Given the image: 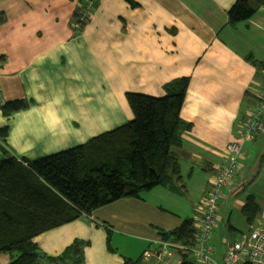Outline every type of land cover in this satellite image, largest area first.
<instances>
[{"label":"crops","instance_id":"1","mask_svg":"<svg viewBox=\"0 0 264 264\" xmlns=\"http://www.w3.org/2000/svg\"><path fill=\"white\" fill-rule=\"evenodd\" d=\"M87 1L0 0V108L26 104L8 117L0 110V129H7L0 159L2 147L17 161L32 162L83 145L132 119L126 93L159 98L170 81L187 77L180 119L189 127L171 151L196 204L182 215L172 208L181 195L156 187L34 238L48 256L79 240L87 243L82 264H123L135 259L111 248L115 228L142 238L141 255L158 236L150 229L167 232L196 216L226 145L264 91V6L230 25L226 12L235 0H132L133 7L126 0H95L84 19ZM260 122L263 130L242 145L234 181L218 204L209 240L217 260L243 233L230 221L242 215L247 196L258 205L252 224L264 219V115ZM10 259L0 254V264Z\"/></svg>","mask_w":264,"mask_h":264},{"label":"trees","instance_id":"2","mask_svg":"<svg viewBox=\"0 0 264 264\" xmlns=\"http://www.w3.org/2000/svg\"><path fill=\"white\" fill-rule=\"evenodd\" d=\"M135 6L132 0H126ZM264 0H235L227 10L230 25L248 20ZM189 79L182 77L165 86L159 98L126 93L132 114L126 124L83 145L29 162H18L5 147L0 159V254L8 264H82L87 243L74 240L58 256L42 254L34 242L40 234L71 223L121 199H136L141 192L164 187L185 194L178 159L171 151L179 144V131L189 124L180 119ZM26 107L21 100L4 103V117ZM7 129H0L5 142ZM241 213L251 225L258 205L249 195ZM109 238V231H107ZM183 245L194 242L192 220L157 234ZM107 249L113 252L107 241ZM123 264H143L141 256Z\"/></svg>","mask_w":264,"mask_h":264},{"label":"built area","instance_id":"3","mask_svg":"<svg viewBox=\"0 0 264 264\" xmlns=\"http://www.w3.org/2000/svg\"><path fill=\"white\" fill-rule=\"evenodd\" d=\"M93 1L95 0L85 3L82 9L84 19L90 18ZM263 115L264 91L256 105L247 111L236 138L226 145L224 162L210 180L203 198L196 207L197 214L192 219L195 231L193 244L183 245L156 236L148 242L147 249L141 254L143 264H264V219L258 225H250L246 232L228 243L220 260L213 257L215 250L209 245L210 237L219 221V201L231 187L243 157L242 145L255 133L263 130L260 122ZM18 162L26 166L24 162ZM171 257H176L175 262L170 261Z\"/></svg>","mask_w":264,"mask_h":264},{"label":"rangeland","instance_id":"4","mask_svg":"<svg viewBox=\"0 0 264 264\" xmlns=\"http://www.w3.org/2000/svg\"><path fill=\"white\" fill-rule=\"evenodd\" d=\"M175 203L173 204L172 208L176 207L178 208V212L182 213V215L185 213L186 208H191L192 203L196 204L197 199H194L192 195L189 193H185L182 196L175 197ZM107 210L110 209H103V212H107ZM123 210V209H122ZM190 217V215L188 216ZM192 217V216H191ZM232 220L230 221L233 225H235L241 232H246L249 228L245 224L244 218L242 215L238 214L235 216H232ZM115 233L112 234L110 237V246L111 248L116 251L118 254L123 256H130L131 259H137L141 255V248L144 245V242L141 239L137 238L138 234L131 231V230H119L115 228ZM152 232L156 231L157 234L163 232L161 230H155V228L150 229ZM222 229H217L214 232L215 239L219 238V235L221 234ZM223 235V234H222ZM220 247V245H219ZM48 256V255H46ZM176 257H171L170 261L173 263L175 262ZM41 264H44L41 262Z\"/></svg>","mask_w":264,"mask_h":264}]
</instances>
